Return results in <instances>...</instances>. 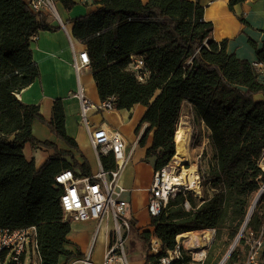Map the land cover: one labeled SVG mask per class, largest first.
I'll return each instance as SVG.
<instances>
[{
    "label": "trees",
    "instance_id": "trees-1",
    "mask_svg": "<svg viewBox=\"0 0 264 264\" xmlns=\"http://www.w3.org/2000/svg\"><path fill=\"white\" fill-rule=\"evenodd\" d=\"M61 1L67 9L75 5L73 0ZM244 1L229 0V6L234 9ZM94 4L93 11L73 20V36L86 46L102 101L113 96L116 109L147 107L141 122L147 128L140 144L145 145L154 131L146 157H156V170L176 155L184 104L205 124L215 150V163L207 170L199 169L203 197L182 189L169 198L159 215L151 216L150 225L161 243L158 255L148 252L152 231L140 232L145 264H159V258L176 248L180 235L208 229L216 233L203 261L193 262L192 251L180 243L181 256L171 264H219L264 186V99L256 98L264 95L261 74L254 62L229 53L226 39L213 38L214 25L205 19L200 0H94ZM49 17L34 11L28 0H0V226H36L39 258L30 253L28 259L65 264L62 257L82 253L66 247L72 221L65 217L60 202L64 187L56 184L55 176L66 169L79 168L78 176L92 172L87 163L63 159L73 154L70 150H58L36 168L35 161L24 154L26 144L55 145L33 134L34 120L46 122L40 106L18 97L40 76L32 41L40 31L60 28ZM257 55L264 63V46ZM135 58H141L148 71L144 81L131 68ZM65 123L63 101L56 99L47 124L69 148L78 149ZM99 155L106 169L115 168L113 153ZM130 221L136 229L135 220ZM250 231L264 234V193L224 264L245 259ZM28 259L24 264H30Z\"/></svg>",
    "mask_w": 264,
    "mask_h": 264
},
{
    "label": "crops",
    "instance_id": "crops-1",
    "mask_svg": "<svg viewBox=\"0 0 264 264\" xmlns=\"http://www.w3.org/2000/svg\"><path fill=\"white\" fill-rule=\"evenodd\" d=\"M73 1L75 2L74 7L67 9L61 0H55V6L64 22V27L60 26L57 20L49 14L51 24L55 27L60 26V28L40 31L32 41L33 56L40 68V76L18 94L22 101L39 105L40 113L46 120V122L39 119L34 120L32 124L34 136L40 141H50L55 146L35 147L27 143L24 154L29 160H34L36 168L39 169L58 150H70L73 154H65L62 158L69 163L74 161L81 164L87 163L93 175L98 172L102 162L100 155L91 144L88 130L81 123L80 99L77 91L81 87L85 96L94 103L102 100L91 67L83 68L79 74L74 68L75 56L86 50V46L73 36V20L90 13L96 5L94 0ZM200 3L204 6L205 19L214 25L213 38L217 41L226 39L229 53L236 54L237 57L250 62L258 61L257 52L264 46V0H245L236 4L234 9L230 8L229 0H200ZM260 79L264 81V75H261ZM256 98L264 99V95L258 94ZM56 99L63 101L66 131L70 137L75 139L78 149L69 148L66 142L60 139L47 124L52 118V109ZM146 109V106L138 104L131 109L91 110L89 117L95 127L105 124L118 129L123 134L127 142V152L131 158L122 173L120 185L125 188L123 197L129 202V218L135 220L136 229L150 230L154 234L150 225L151 214L148 205L157 159L155 156L146 157L147 148L153 143L154 131L148 134L145 145L140 144V139L147 128V124L141 123ZM262 167L264 169V161ZM75 171L80 173L79 168ZM71 227L70 243L66 247L74 253L79 250L82 256L71 259L62 257V263L83 264L81 260L90 254L92 262L101 264L111 240L113 228L111 219L107 218L101 223L97 219L72 221ZM196 232H205V235L209 231ZM209 233L211 236L208 240H211L212 232ZM203 247L196 249L201 252L205 250L207 255L210 247L207 250L205 246ZM244 260L237 264H243ZM259 261L260 264H264V242ZM142 264H145V260Z\"/></svg>",
    "mask_w": 264,
    "mask_h": 264
},
{
    "label": "built area",
    "instance_id": "built-area-1",
    "mask_svg": "<svg viewBox=\"0 0 264 264\" xmlns=\"http://www.w3.org/2000/svg\"><path fill=\"white\" fill-rule=\"evenodd\" d=\"M29 3L34 11L51 14L59 25L64 27V22L55 6V0H30ZM90 62L87 50H83L75 56L73 65L79 74L83 68L90 66ZM253 64L260 74L264 75V63L255 61ZM131 68L141 81H144L148 76V71L141 58H135ZM77 96L80 99L81 123L88 130L92 146L98 154L100 152L104 154L113 153L116 166L106 169L100 164L98 172L91 176H78L71 169L58 173L55 176V182L64 187L60 199L61 206L66 219L71 221L97 219L101 223L107 218L111 219L113 225L111 240L101 264H131L126 253V243L132 232L129 202L123 197L125 188L120 185V178L131 156L127 152V142L118 129L105 124L95 127L89 117L91 110L115 109V97L111 96L104 101L94 103L85 96L81 87L77 91ZM263 161L264 154L261 159V166ZM169 168L177 171L173 159L162 169L155 171L148 205L151 216L159 215L162 209L166 207L169 198L179 191L177 187L179 185H174L172 188L166 185L165 173ZM186 206L189 207V204L187 203ZM207 231L212 232L211 240L213 241L216 231L214 229ZM36 235V226L18 229L0 226V264H8L9 261L14 262V264H24L30 253L39 258ZM150 239L149 252L152 255H158L161 251V243L154 234L151 235ZM245 242L248 251L243 264H260L259 255L264 242L263 231L258 234L250 231ZM197 255L198 253L192 252L193 262L203 261L206 252L203 250L201 256L197 257ZM180 256V240L178 239L176 248L159 258L158 262L159 264H171ZM81 261L83 264H95L91 261L90 254ZM33 264H38V261Z\"/></svg>",
    "mask_w": 264,
    "mask_h": 264
},
{
    "label": "rangeland",
    "instance_id": "rangeland-1",
    "mask_svg": "<svg viewBox=\"0 0 264 264\" xmlns=\"http://www.w3.org/2000/svg\"><path fill=\"white\" fill-rule=\"evenodd\" d=\"M56 4V3H55ZM57 8V6H56ZM58 10V9H57ZM59 12V11H58ZM83 73V71L81 72ZM185 127L189 130L190 133V149L193 152L194 159L196 160L198 164V169H200V166H202L203 170H207L210 166H212L215 163V150L212 145L209 131L206 128L205 124L203 122H200L198 118L195 115V112L193 111L192 107L189 105H184L182 107L181 112V118L178 124L179 127ZM177 172H179V169H177ZM199 178H200V194H197L196 192L192 191L196 196L199 198L203 197V191H202V179L199 172ZM179 188V191L182 189L189 190L187 186L179 185L177 186ZM178 191V192H179ZM256 197V196H255ZM255 199V198H254ZM145 230L137 232L134 228H132V232L129 236V239L126 243V253L129 258V261L131 264H142L145 257V251H144V244L141 243L142 241L139 238L140 232H143ZM196 234H199L200 236H204L205 232H195ZM213 237V236H212ZM191 236L189 234L187 235H180L178 239L180 240V243H182L185 248L191 249L193 253H199L201 252L199 249L197 250L190 244ZM215 238V236H214ZM208 239V238H207ZM213 241H207L204 239L203 246L206 247V250L211 246ZM202 246V247H203ZM201 247V248H202ZM204 248V247H203ZM149 252V250H148ZM199 257V256H197ZM28 262L32 264L33 262H37L35 258L28 259Z\"/></svg>",
    "mask_w": 264,
    "mask_h": 264
},
{
    "label": "bare ground",
    "instance_id": "bare-ground-1",
    "mask_svg": "<svg viewBox=\"0 0 264 264\" xmlns=\"http://www.w3.org/2000/svg\"><path fill=\"white\" fill-rule=\"evenodd\" d=\"M173 163L179 169V172L173 168H169L165 173L166 185L172 188L174 185H184L191 191L200 194V178L199 169L193 152L190 149V133L189 130L181 126L176 131V155L173 158ZM260 192V191H259ZM257 193L256 197L260 195ZM264 192V188L262 193ZM255 197V198H256ZM254 205V203H252ZM189 234L191 236L190 244L194 248H200L204 244L205 238H210L211 234L207 232L204 236H200L195 232H187L182 235ZM208 240V239H207ZM197 256H201L198 254Z\"/></svg>",
    "mask_w": 264,
    "mask_h": 264
},
{
    "label": "water",
    "instance_id": "water-1",
    "mask_svg": "<svg viewBox=\"0 0 264 264\" xmlns=\"http://www.w3.org/2000/svg\"><path fill=\"white\" fill-rule=\"evenodd\" d=\"M263 188H264V186L261 188V190H260V192H259L260 195H258V196L254 199V201H253L254 205H251L250 210H249L248 215H247V218H246V221H245V223H244V225H243V227H242V229H241L239 235L237 236V238L235 239V241H234L233 244L231 245V247H230V249L228 250V252L226 253V255H225V256L223 257V259L219 262V264H224V262L226 261V259L228 258V256L230 255V253L232 252V250L234 249V247L237 245V243H238V241H239L241 235L243 234V232H244V230H245V228H246V225H247V223H248L250 217H251L252 214H253V211H254V209H255V207H256V205H257L259 199L261 198L262 194L264 193V192L262 193Z\"/></svg>",
    "mask_w": 264,
    "mask_h": 264
}]
</instances>
